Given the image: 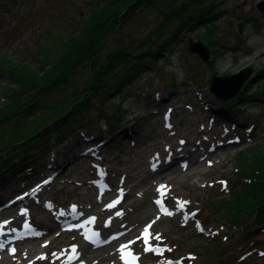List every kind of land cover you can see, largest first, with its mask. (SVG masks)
<instances>
[{"label": "rangeland", "instance_id": "rangeland-1", "mask_svg": "<svg viewBox=\"0 0 264 264\" xmlns=\"http://www.w3.org/2000/svg\"><path fill=\"white\" fill-rule=\"evenodd\" d=\"M164 1L168 2L160 0L159 6H165ZM108 2L0 0V117L5 116V110L10 104H21L26 89L32 86L36 90L39 88L31 83L50 70L49 65L54 60L57 62L67 46L70 47L71 36L83 29L84 23L93 17L94 11L100 14ZM263 2L217 0L216 8L220 14L214 20L194 27H184L179 35L171 38L169 48L157 56L147 57V66L121 90L109 93L105 104H95L92 117L98 127L74 129L65 139H52L44 152L36 154L31 161L22 160L25 153L19 152V159L14 161L16 167L9 169L0 165V185L6 180L10 182L16 179L13 183L25 180L28 173L41 167V162L53 157L64 162L67 167H60L56 184L52 188H44L38 199L32 200L31 205V201L28 202L23 209L30 205L37 214L33 221H42L44 224L52 222L61 209H73V214L77 215L85 205L91 204V199L99 195L97 192L93 198L84 197L88 186L83 183L81 173H86L87 178L90 177L89 173L96 174L105 181L118 175L120 182L124 176L122 173L131 165L133 171L127 170L131 176L128 175L126 179L131 181L130 186L136 183L133 176L146 181L151 159L155 156L151 154H159L164 146L161 142L166 138L158 135L159 131L164 130L161 122L167 119L174 125V132L187 133L192 139H199L198 142L202 144L211 141L218 145L227 140L234 143L228 145L229 149H226V145L216 148L214 154L210 155L216 164L204 167L209 171L206 175L193 178L181 176L161 190V193L166 194L157 196V200L161 201L160 204L155 202L157 208L173 211L174 207H165V197L175 204H181L182 201L187 210L177 217L179 219L169 217L159 220L154 217L148 220L147 223L155 225L148 230L150 235L147 243L145 237L130 238V247L123 256L136 259V264H162L164 261H173L175 264H264V238L247 248L239 245L235 256L229 255L232 246L236 245L233 240L240 228L237 229L236 225L233 228L230 226L232 223L226 222L233 215L245 216L242 207L246 197L243 195L248 196L252 192L248 191V184L235 177L237 167L248 163L251 152L247 151L252 147L250 145H264V11L258 7ZM159 19V11L155 8L135 14L115 34L111 47L129 46L131 38H139L155 30ZM191 38L201 40L209 47L208 62L190 51ZM224 65L227 67L223 69ZM248 67L252 68V72L232 99H221L211 90L213 74L227 76ZM20 72H23L22 81L31 84L21 87L24 89L22 96L18 94ZM197 91L204 93V96L196 95ZM241 91L243 98L239 100ZM106 104L118 107L120 113L117 120L107 118L109 110ZM221 109L222 113L219 112ZM201 117L205 119L203 123L190 126L191 121ZM0 127L2 132L6 129L5 132L10 133L21 126L9 127L5 121ZM205 128H211L208 138L200 133ZM154 137L157 140H153ZM106 168L110 170L106 171ZM39 179L44 180V177L39 176ZM73 182L82 184L81 188L77 189ZM64 186L66 188L63 190ZM27 189L22 190L26 192ZM45 204L50 207L41 209V205ZM77 205L82 206L79 209ZM150 206L154 207L153 204ZM59 225L47 230V241L57 232ZM124 229L120 228L111 234L117 235ZM157 234L159 239H156ZM229 234L230 237H227ZM149 245L152 251L146 250ZM57 251L58 247L51 245L43 254H55ZM117 260L114 257L105 264H114ZM28 261L33 262L31 264H46L33 258Z\"/></svg>", "mask_w": 264, "mask_h": 264}, {"label": "trees", "instance_id": "trees-1", "mask_svg": "<svg viewBox=\"0 0 264 264\" xmlns=\"http://www.w3.org/2000/svg\"><path fill=\"white\" fill-rule=\"evenodd\" d=\"M159 2L109 0L100 14L93 10V17L84 23L83 29L71 36L70 47L67 46L61 60H54L49 65L50 70L31 83L39 88L36 90L32 86L26 89L21 104H10L5 116L0 117V126L5 121L9 127L21 126L10 133L5 132L6 129L3 132L0 130L1 167L11 169L17 165L14 161L19 159V152L25 153L22 160L31 161L36 154L44 152L52 139H65L74 129L98 127L92 117L96 103L105 104L109 93L121 90L147 66V57L157 56L169 48L171 38L179 35L184 27L214 20L220 14L216 8L217 0H168L164 1L165 6H159ZM152 8L160 14L155 30L139 38H131L129 46L111 47L115 34L135 14ZM19 74L21 84L18 94L22 96L24 89L21 87L31 84L22 81L23 72ZM107 109V118L117 120L120 113L118 107L107 105ZM260 146L264 145L250 147L247 151L251 152L248 163H243L236 170L235 177L248 184V191L252 192L251 195H243L246 197L242 207L245 216L233 215L230 221H226L232 223L231 227L236 225L237 229L240 228L233 240L236 245L229 252L231 257L235 256L239 245L247 248L264 238V147ZM30 153L33 155L30 156Z\"/></svg>", "mask_w": 264, "mask_h": 264}, {"label": "bare ground", "instance_id": "bare-ground-1", "mask_svg": "<svg viewBox=\"0 0 264 264\" xmlns=\"http://www.w3.org/2000/svg\"><path fill=\"white\" fill-rule=\"evenodd\" d=\"M249 51L251 49L247 50V52ZM226 65L223 66V69L227 67ZM195 94L204 96L201 91H197ZM242 98L243 95H240L238 99ZM204 120L201 117L197 121H191L190 126H196L199 122L203 123ZM171 123V121L168 122L167 119H164L160 124L164 130L159 131L158 136H163L166 139L161 142L164 143V146L159 154H151L152 157L155 156L151 159V167L146 181L133 176V181L136 183L133 182V186H130L131 181L126 179L129 175L127 170L133 171L131 165L126 167L125 172L122 173L124 176L120 178V182H118V177H120L117 175L118 173L116 178L106 181L104 178L100 179L96 174L89 173L90 177L87 178L86 173H81L83 183L88 186L84 197L93 198L97 192L99 195L98 198L91 199V204L85 205L77 215L73 214V209H61L53 221L51 220L52 222L49 221L44 224L42 221H33L37 214L30 206L33 204L32 200L38 199L44 188H52V185L56 184L57 174L60 172L58 169L67 167L64 162H59L53 157L49 160L43 158L44 161L42 160L43 162L39 164L41 167L28 173V176L24 177L25 180L22 179L16 183H13L16 179L10 182L6 180L3 182L4 184L1 183L4 186L0 188V244L4 247L0 248V264H31L33 262L28 261L30 258L43 261L46 264H105L106 261H111L114 257L118 259L114 264H136L137 260L132 257L123 256L124 258H121L130 247L131 241L129 239L132 237L135 239L143 238L145 228L148 227L150 230L155 225V223H147L148 220L154 217L159 218V220L169 217L179 219L177 217L187 210L182 201L181 204H175L165 197V207L167 209L174 207L173 211L167 212L157 208L155 203L158 199L157 196H165L166 194V192L161 193L157 190L159 186H166L170 181L180 179L181 176L193 178L206 175L209 171H206L204 167L216 164L210 158L216 148L226 145V149H229V146L234 143L232 140H227L226 142L221 141L218 145L211 141L202 144L198 142L199 139H192L187 133L184 135L174 132L172 130L174 125ZM166 125H170V127ZM210 129L205 128L200 130V133L208 138L211 135ZM213 138L216 139V137ZM153 140H157V137H154ZM209 143L211 145L208 147L207 144ZM109 170L106 168V171ZM39 176H43L44 180H40ZM122 179L123 181H121ZM45 180L48 183H44ZM73 185L79 189L82 184L73 182ZM23 188L28 189L24 192ZM65 188L66 186L62 189ZM33 189L36 191L33 192ZM29 196L31 199L28 200ZM30 201V205L24 210V205ZM150 204L157 207H151ZM9 205L11 206L8 207ZM109 205L112 206L109 207ZM81 206L77 205V208L80 209ZM49 207V204L41 205L43 210ZM133 215H136L137 218L135 219ZM57 225H59L57 232L47 241V230ZM140 225H143V228H139ZM120 228L125 229L117 235L111 234ZM76 241L78 242L75 243ZM31 242L32 244L28 245ZM51 245L58 247L57 253L43 254V251H47ZM122 245L127 246L123 253L121 252ZM73 246H75V251H73ZM13 247L16 248L15 253L9 251Z\"/></svg>", "mask_w": 264, "mask_h": 264}, {"label": "water", "instance_id": "water-1", "mask_svg": "<svg viewBox=\"0 0 264 264\" xmlns=\"http://www.w3.org/2000/svg\"><path fill=\"white\" fill-rule=\"evenodd\" d=\"M260 10L264 11V2L258 5ZM190 51L199 54L205 62L210 59V49L201 40H189ZM252 72V68H244L239 73L219 76L213 74L210 80L211 90L221 99L230 100L235 97L243 87Z\"/></svg>", "mask_w": 264, "mask_h": 264}, {"label": "snow or ice", "instance_id": "snow-or-ice-1", "mask_svg": "<svg viewBox=\"0 0 264 264\" xmlns=\"http://www.w3.org/2000/svg\"><path fill=\"white\" fill-rule=\"evenodd\" d=\"M167 127H170V125H166ZM249 131H251V129H249ZM181 143H183V141H181ZM209 164H211V161H209ZM186 166V165H185ZM44 183H48V181L47 180H45L44 181ZM37 187H39V185H37ZM166 188V186L165 185H161V186H159V188L157 189L158 191H161V190H163V189H165ZM34 191H36V189H33V192ZM122 191V190H121ZM25 195H28V193H25ZM18 199H19V197H18ZM156 203L157 204H160L161 203V201L160 200H157L156 201ZM112 205H109V207H111ZM170 215H171V213H169ZM192 215H195L194 213L192 214ZM5 223H7V221H5ZM201 231H203V229H201ZM144 237H145V242L147 243V237L150 235L149 234V232H148V227H146L145 228V230H144ZM160 237H159V235L157 234V237H156V239H159ZM2 247H4V245H2V244H0V248H2ZM127 246L126 245H122L121 246V252L123 253V251H124V249L126 248ZM146 250L147 251H152L153 249H152V246L151 245H149L148 247H146ZM157 251H159V248H157L156 249ZM9 251L11 252V253H15L16 252V248H10L9 249ZM73 251H75V246H73ZM41 258H46V257H41ZM122 259L124 258L123 257V255H122V257H121ZM162 264H175V262H173V261H164V262H162Z\"/></svg>", "mask_w": 264, "mask_h": 264}]
</instances>
